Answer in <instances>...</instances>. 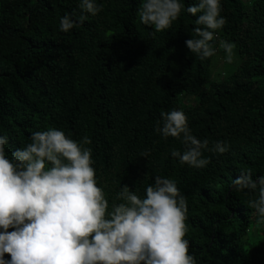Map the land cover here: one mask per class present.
<instances>
[{
  "label": "trees",
  "instance_id": "16d2710c",
  "mask_svg": "<svg viewBox=\"0 0 264 264\" xmlns=\"http://www.w3.org/2000/svg\"><path fill=\"white\" fill-rule=\"evenodd\" d=\"M81 3L0 0V136L8 138L9 158L32 133L60 130L91 149L106 219L123 202V186L143 199L155 176L169 178L186 197L184 239L196 264H264V220L249 205L258 190L232 187L241 171L264 176V0H220L227 22L210 42L215 55L203 59L185 44L198 38L200 13L182 10L156 32L140 21L142 0H95L96 15ZM66 14L88 18L63 32ZM220 40L235 43L231 64L238 66L214 79L215 57L226 61ZM172 110L208 141L205 167L181 164L171 152L184 151L182 136L156 131L161 113ZM218 141L228 151H210Z\"/></svg>",
  "mask_w": 264,
  "mask_h": 264
},
{
  "label": "clouds",
  "instance_id": "9594fccd",
  "mask_svg": "<svg viewBox=\"0 0 264 264\" xmlns=\"http://www.w3.org/2000/svg\"><path fill=\"white\" fill-rule=\"evenodd\" d=\"M80 7L92 15L102 11L95 0H82ZM182 10L192 16L200 13L195 23L203 26L194 29L198 38L186 40V47L202 59L215 55L210 42L227 22L220 15V0H198L186 8L180 0H142L138 15L144 25L161 32ZM87 18L82 14L73 20L66 14L60 19V30L68 32ZM219 45L231 64L235 43L220 40ZM161 116L158 133L165 139L182 136L184 151L173 150L172 157L195 168L210 163L202 157L208 141L191 133L183 111ZM30 139L9 158L8 138L0 136V264H196L184 239L186 197L172 179L155 176L143 199L123 186L117 197L123 202L114 205L106 219L108 202L97 186L91 149L54 128L34 132ZM90 143L89 138L83 139V144ZM210 151L225 153L228 144L218 141ZM232 187L258 190V198L249 205L264 220V176L241 171ZM5 254L11 259L5 260Z\"/></svg>",
  "mask_w": 264,
  "mask_h": 264
},
{
  "label": "rangeland",
  "instance_id": "374dc122",
  "mask_svg": "<svg viewBox=\"0 0 264 264\" xmlns=\"http://www.w3.org/2000/svg\"><path fill=\"white\" fill-rule=\"evenodd\" d=\"M221 56L217 55L214 59V63L211 70V75L214 79H221L231 74L238 65L229 64L226 61L220 62Z\"/></svg>",
  "mask_w": 264,
  "mask_h": 264
}]
</instances>
